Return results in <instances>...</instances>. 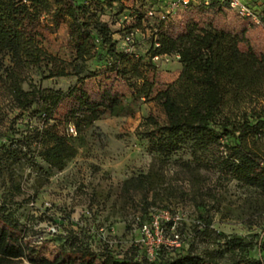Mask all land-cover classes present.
I'll use <instances>...</instances> for the list:
<instances>
[{
    "label": "rangeland",
    "instance_id": "obj_1",
    "mask_svg": "<svg viewBox=\"0 0 264 264\" xmlns=\"http://www.w3.org/2000/svg\"><path fill=\"white\" fill-rule=\"evenodd\" d=\"M74 1L81 6L82 20L90 23L96 43L97 53L84 63V70L99 69L108 62L100 27L108 29L116 51L149 60L166 0ZM243 2L264 18V0ZM187 10L166 22L180 21ZM257 28L264 32V22ZM45 44L71 71L74 49L65 26L49 33ZM150 61L167 82L181 70L174 53ZM51 68L52 63L24 68L21 88L63 91L76 82L74 75L43 77ZM163 121L157 103L142 99L132 115H124L118 106L73 134L71 122L45 121L39 103L19 110L0 81V210L20 224L36 258H51L71 247L141 256L136 246L139 227L165 211L169 219L162 222L163 236L175 231L181 242L173 254H164V260L193 254L220 264H264V191L229 172L235 156L233 138L221 137L200 148L192 133L181 132L176 149L160 154L153 145ZM48 129L67 137L74 148L61 167L40 155L46 140L41 135ZM239 142L260 156L264 166V123L248 129ZM140 174L149 180L139 185ZM21 263L27 260L8 264Z\"/></svg>",
    "mask_w": 264,
    "mask_h": 264
},
{
    "label": "trees",
    "instance_id": "obj_2",
    "mask_svg": "<svg viewBox=\"0 0 264 264\" xmlns=\"http://www.w3.org/2000/svg\"><path fill=\"white\" fill-rule=\"evenodd\" d=\"M248 7L263 24V16ZM80 11L74 0H0V81L19 110L39 103L45 121L64 119L80 133L118 106L124 115H132L140 100H154L164 121L153 150L171 153L181 132L192 133L200 148L221 137L233 138L235 156L229 172L242 183L264 191L261 157L239 142L248 129L264 123V32L257 28L260 25L216 0L207 6L190 7L180 21L160 20L156 45L150 47L147 61L116 51L108 29L100 27L108 62L99 69L84 70V63L97 51L90 23L82 20ZM61 25L74 49L69 60L71 71L45 44L48 34ZM170 53L178 56L181 70L175 80L167 82L150 60ZM43 63L53 65L43 77L74 75L76 82L63 91L40 86L23 90V69L39 68ZM41 136L46 140L40 155L51 165L61 167L73 156L67 137L49 129ZM148 180L146 174L136 177L139 185ZM175 251L161 249L149 261L143 255L98 254L87 247H71L51 258L38 259L24 241L20 224L0 210V264L23 258L27 263L21 264H220L193 254L163 259Z\"/></svg>",
    "mask_w": 264,
    "mask_h": 264
},
{
    "label": "built area",
    "instance_id": "obj_3",
    "mask_svg": "<svg viewBox=\"0 0 264 264\" xmlns=\"http://www.w3.org/2000/svg\"><path fill=\"white\" fill-rule=\"evenodd\" d=\"M211 1L213 0H166L164 4L167 9L165 15L161 16V19H169L171 16L177 14V12L184 11L192 6H207ZM216 1L226 3L230 9L236 11L241 17H248L253 23L257 25L261 24L259 17L249 9L243 0ZM148 14L152 15V11H148ZM153 58L156 59L158 56H154ZM69 132L75 134L74 126H69ZM168 219V213L162 211L158 214H153L148 223H143L139 227L140 235L136 239V246L139 248L140 253L149 261H152L156 253L161 249L171 251L180 246V237L175 231H172L170 237L163 236L162 222L168 221Z\"/></svg>",
    "mask_w": 264,
    "mask_h": 264
}]
</instances>
